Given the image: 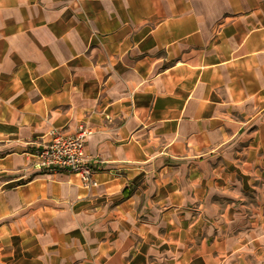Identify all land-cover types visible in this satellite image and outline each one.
Wrapping results in <instances>:
<instances>
[{
  "label": "crops",
  "instance_id": "crops-1",
  "mask_svg": "<svg viewBox=\"0 0 264 264\" xmlns=\"http://www.w3.org/2000/svg\"><path fill=\"white\" fill-rule=\"evenodd\" d=\"M81 123L94 186L35 163ZM259 253L264 0H0V264Z\"/></svg>",
  "mask_w": 264,
  "mask_h": 264
},
{
  "label": "built area",
  "instance_id": "built-area-1",
  "mask_svg": "<svg viewBox=\"0 0 264 264\" xmlns=\"http://www.w3.org/2000/svg\"><path fill=\"white\" fill-rule=\"evenodd\" d=\"M93 133L84 123L74 131L54 130L51 137L36 145L35 163L45 172L77 174L86 186L97 185L93 159L86 152V139Z\"/></svg>",
  "mask_w": 264,
  "mask_h": 264
},
{
  "label": "rangeland",
  "instance_id": "rangeland-1",
  "mask_svg": "<svg viewBox=\"0 0 264 264\" xmlns=\"http://www.w3.org/2000/svg\"><path fill=\"white\" fill-rule=\"evenodd\" d=\"M259 255H261V257L264 256L263 253H259ZM248 262L249 264H264V259H250Z\"/></svg>",
  "mask_w": 264,
  "mask_h": 264
}]
</instances>
